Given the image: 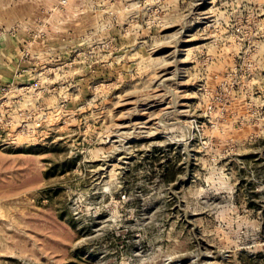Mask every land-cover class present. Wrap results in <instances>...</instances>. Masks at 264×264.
I'll return each mask as SVG.
<instances>
[{"label":"rangeland","instance_id":"rangeland-1","mask_svg":"<svg viewBox=\"0 0 264 264\" xmlns=\"http://www.w3.org/2000/svg\"><path fill=\"white\" fill-rule=\"evenodd\" d=\"M0 264H264V0H0Z\"/></svg>","mask_w":264,"mask_h":264},{"label":"trees","instance_id":"trees-1","mask_svg":"<svg viewBox=\"0 0 264 264\" xmlns=\"http://www.w3.org/2000/svg\"><path fill=\"white\" fill-rule=\"evenodd\" d=\"M161 165L163 166V169H164V168L167 169V167H168V166H167L168 164H161Z\"/></svg>","mask_w":264,"mask_h":264}]
</instances>
